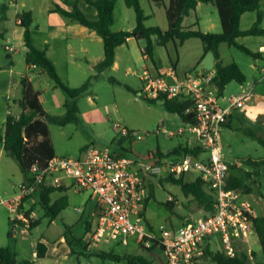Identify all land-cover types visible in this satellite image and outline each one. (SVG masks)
<instances>
[{"label":"rangeland","instance_id":"obj_1","mask_svg":"<svg viewBox=\"0 0 264 264\" xmlns=\"http://www.w3.org/2000/svg\"><path fill=\"white\" fill-rule=\"evenodd\" d=\"M20 1V0H19ZM26 3V7L37 6L43 7L40 13L35 14V24L38 25L37 33L39 36L49 34V23H47L46 12L44 8L49 3L54 4L53 0H21ZM60 1V0H57ZM75 1L77 6L89 18L92 17L93 7L89 5L86 0H69ZM6 10L0 12L5 13L7 18H10L13 10L8 7L6 0ZM59 3V2H58ZM143 3V0H142ZM26 7L24 9H26ZM200 7L199 13L203 16H208V13ZM263 24H264V6H261ZM65 18V17H61ZM74 23V22H73ZM135 23L134 11L124 5L123 0H115L113 11V25L112 30H120L132 27ZM80 26L78 23H74ZM14 28L21 32V29L14 24ZM35 30H32L34 33ZM35 31V32H36ZM87 32V31H86ZM96 34V33H95ZM71 36V34H68ZM84 45L90 48V57H95L102 53V42L96 39H89V36L84 35ZM98 38V35H95ZM14 45L18 51L13 53V77L18 80L24 72V58L23 48L19 42V37L15 36ZM81 37V35H79ZM260 38L255 36H248L242 38L241 43L247 47L256 50L260 43ZM196 40L197 44L200 42ZM264 40V38H263ZM50 44L53 48H59L55 41ZM76 46V44H74ZM144 46V40L134 38L128 42V45H123L116 50L117 66L115 68H106L98 71L92 63V58H88L85 52L75 48V57H72L63 63V60L57 64L59 78L62 82L71 87H79L88 78L89 83L84 92H82L76 99L78 108L77 118L75 122L68 123L64 126H59L52 122H48L50 131V138L52 140L55 154L57 156L77 157L81 154L84 145L95 146L100 149L109 150L116 146V141L121 138L119 129H113V125L118 123L129 127L130 130L136 132L140 139L132 141L130 144L124 140L122 145L126 153L130 155H144L149 150L159 149L161 152L171 150L174 146L185 141L195 142L194 134H191L187 129V125L182 122L179 115L168 111L161 103H150L138 95L140 88V81L137 77L141 73V66L144 64L140 49ZM156 46V45H155ZM227 47V45H224ZM158 50L164 51L163 47H157ZM60 53L65 54L64 49H55ZM12 52V51H11ZM171 57L174 56V51H169ZM173 54V55H172ZM223 61L233 60L238 63L246 75L244 83L239 84L235 81L228 83L222 96L219 97V104L225 107L228 104V98L232 95H241L246 89L251 88L255 80L262 74H259V69L264 68V53L263 58L254 59L253 57L243 53L234 47H227L221 49ZM194 52L185 55V58H193ZM182 57H184L182 55ZM257 63L255 68L252 63ZM214 57L211 52H207L202 57L201 62H195L196 69L202 67H212ZM150 66V63L147 64ZM132 71L135 72L132 73ZM31 74V73H30ZM32 83L36 89L41 93L43 105L50 115H57L63 112L62 99L66 98L65 93L58 87L55 82L48 77L47 74H31ZM259 90V89H258ZM262 90H259L261 92ZM262 93V92H261ZM251 94L244 100L248 105L250 103ZM245 105V106H246ZM243 107L235 110L232 123L230 126H222L220 129V136L223 143V156L227 163L230 164L229 173L244 177L248 189L243 194L244 197L251 203L253 214H264V146L256 139L250 137L247 132L249 129L256 130V133L264 138V124L259 127L258 123H251L243 118ZM241 118L239 120L236 118ZM261 132H258V131ZM171 132L172 134H169ZM114 136V137H113ZM113 138V139H112ZM112 143V144H111ZM111 145V146H110ZM132 150L129 151V150ZM135 153V154H133ZM135 155V156H136ZM171 158V157H169ZM10 160L11 170L4 172L3 162ZM12 159H3L0 169H2V176L9 175V178L16 184L22 177V171L18 165L15 164V169H12ZM17 168V169H16ZM15 170H17V173ZM256 171L257 175L252 174L247 178L245 172ZM14 174V176H12ZM198 175L196 170H191L184 174L185 180H192ZM157 179L153 184V196L147 201L145 207V215L153 227V231L158 233L160 225L169 227L170 223L177 224L184 221H192L197 217L203 216L202 209L197 207L195 200L191 197H184L178 185L170 182H162ZM69 181V180H68ZM65 194L68 197V205L59 213L56 219H51L45 215L42 205L38 202L34 204V217L39 219V223L31 228L23 226L22 222L16 221L18 224L9 225V213L0 206V214L2 210L6 214V218L0 215V247H7L14 256L16 261L30 260L31 264H128L127 260L121 259L116 261L113 258L104 256L103 252L107 253H129L137 254L140 250L135 247L126 248L125 243L120 241L129 238L125 235H119L116 239L103 238L99 243L101 249H97L96 254L88 256L90 260L85 257L86 254L83 249L76 243L73 238H82L81 243L85 241L86 235L84 220L87 219L89 224L94 226L96 218L91 215V210L95 206V200L90 198V193L87 191L76 192L74 188L68 187L63 193L55 191L51 194L52 199L60 197ZM171 196L175 203L173 213L167 210L163 203ZM79 209V211H78ZM22 210L26 212L24 206ZM175 214V215H174ZM26 215V214H25ZM174 215V216H173ZM8 217V218H7ZM29 222V221H28ZM27 222V223H28ZM14 223V222H13ZM30 223V222H29ZM64 224L68 226L65 243L74 251V254L68 255L66 258H60L58 262L50 258L37 259L35 257V244L40 239H57L62 231H64ZM131 239V238H130ZM133 240V239H132ZM241 246H237L245 250L249 256L247 264H261L262 255L260 246L256 236L253 232L249 235L247 241H240ZM97 247V245H94ZM210 250H218L223 253L222 244L213 238L209 244ZM250 250V251H249ZM81 251V255L78 252ZM253 252V253H252ZM195 264H217L209 257H202Z\"/></svg>","mask_w":264,"mask_h":264},{"label":"built area","instance_id":"obj_2","mask_svg":"<svg viewBox=\"0 0 264 264\" xmlns=\"http://www.w3.org/2000/svg\"><path fill=\"white\" fill-rule=\"evenodd\" d=\"M5 51H13V46L6 45ZM213 77L196 70L180 77L173 71L168 76L153 75L147 68L139 75L138 95L146 101L186 103L183 112L194 122L189 119L185 125L194 134V143L203 150L198 156L185 153L156 161L154 156L142 159L126 151L92 145L77 157L55 155L44 167L32 164L27 178L16 183L15 194L0 201L7 208L10 220L14 224L28 222L20 207L22 199L32 195L41 185L60 186L64 176L69 179V187L76 192L87 191L95 200L93 216L96 221L87 231L92 246L98 245L103 238L116 239L125 235L147 247L154 243L162 252L163 264H195L214 238L222 244L226 256H235L236 242L247 241L252 233L254 214L243 192L227 185L230 164L223 156L220 129L228 122L231 111L243 106L251 91L231 97L222 107ZM113 129H119L121 137L128 142L141 138L118 123ZM193 169L214 195L212 212L175 227L160 225L155 233L148 228L143 215L149 184L160 178L178 179ZM167 200L171 201V196Z\"/></svg>","mask_w":264,"mask_h":264},{"label":"trees","instance_id":"obj_3","mask_svg":"<svg viewBox=\"0 0 264 264\" xmlns=\"http://www.w3.org/2000/svg\"><path fill=\"white\" fill-rule=\"evenodd\" d=\"M151 1L155 4L163 3V0ZM198 1L213 2L215 4L221 26V31L219 33L202 32L199 29L183 28L181 26L183 17L191 10L195 9ZM86 2L96 9V19L87 17L77 6L75 1L64 0V4L69 8L56 4L51 7L50 10L58 12L70 20L78 22L84 27L96 31L102 38L103 58L95 64V68L98 71H102L112 66L116 47L125 43L129 37H134L136 40H144L142 54L151 61H154L153 35L157 37L158 42L161 44H164L169 40H173L178 44H181L186 39L195 37L202 42L204 53L211 51L213 54L215 63V75L213 77V81L217 85L218 95L221 96L224 87L228 83L235 81L242 84L246 80V75L235 62L227 65H223L221 63L218 45L221 42H226L229 46L235 47L253 58H257L259 56L258 52H253L245 44L238 42L237 38L264 34V29L260 28L262 20L261 6H264V0H169L166 8L169 20V27L167 30H161L157 26L146 27L144 25L145 15L140 5V0H124V4L127 7L132 8L134 11L136 25L132 30L117 31L111 29L115 0H86ZM254 10L257 12L256 20L249 28L241 29L239 23L242 13ZM18 16L20 17V26L23 28V39L26 49L24 61L29 69V73L38 69L40 73L47 74L48 77L55 82L56 87L60 88L66 95V100L63 104L65 109L64 113L62 115H50L45 111L40 100V92L34 88L29 79V75L25 74L20 78L21 97L19 105L21 107V111L17 115L10 112L7 114L4 131L3 133L0 132V143L3 146L4 153L10 156L17 163L22 173H24L25 178H27L32 164L44 167L48 160L55 156L52 140L50 138L48 122L64 126L68 123L76 121V113L78 111L76 99L86 90L89 78L79 87H71L62 82L56 72L54 64L46 55V51L44 49H38L33 44L30 30L32 22L30 12L24 11ZM31 65H34L35 67H31ZM148 102L156 103L155 101ZM161 104L168 111L179 115L184 123L188 122L190 119L185 116L183 112L186 103L176 100H165ZM191 121L192 123L194 122L193 119ZM248 131L249 132H247V134L250 137L256 139L264 146V139L261 136H259L252 129H249ZM124 140L125 138L121 137L118 140V144H122ZM131 143L132 141H130V144ZM86 147L87 145L83 146L82 150ZM122 150L125 151L124 148H122ZM129 151L132 152L131 149ZM201 151L203 150L199 145L195 143L191 145L188 141H185L184 143L177 144L171 150L166 152H161L159 149L155 148L154 150L147 151L142 156L136 155L135 153L133 154L142 159L154 156L157 158L156 161H159L163 157L180 156L185 153H192L193 155L198 156ZM230 167L231 166H229V168ZM252 174L253 172H245L247 178H250ZM255 175H257L256 172ZM160 179V183L173 182L172 184L178 185L184 197L191 196L195 200L197 207L203 210V216L212 212L214 195L206 189L204 186L205 183L200 176L192 180H185L184 174L178 179L171 177ZM227 185L230 188L240 189L242 192L248 189L246 179L244 177H238L232 174L228 175ZM153 187L152 183L149 184L150 197L153 196ZM64 189H66V187L62 185H41L36 190L38 202L42 205L45 215L51 219H55L60 211L68 205V200L65 195H62L55 200H51L50 195L54 191H61ZM22 201H24V198ZM163 206L169 210L170 213H173L175 203L172 200H166L163 203ZM20 207H22V204ZM25 214L27 215L26 212ZM251 221L252 232L256 236L261 250V264H264V214H254L251 217ZM37 223L38 220H33L30 225L33 227ZM9 224L14 225L10 219ZM87 224L88 226L85 228V232L89 231L90 224ZM146 224L148 228L151 229V226L147 221ZM67 232L68 226L64 224V235H66ZM152 246H154V243L149 248ZM237 246H241L240 241L236 242L235 256L229 257L218 250H210V248L206 245L202 257H209L217 264H247L249 259L247 252ZM45 251L46 246L43 242H37L35 244V255L37 258L44 257ZM124 258L127 259L129 264H142L143 260L141 257L132 255H125ZM31 263L32 261L30 260L16 261L7 247H0V264Z\"/></svg>","mask_w":264,"mask_h":264},{"label":"crops","instance_id":"obj_4","mask_svg":"<svg viewBox=\"0 0 264 264\" xmlns=\"http://www.w3.org/2000/svg\"><path fill=\"white\" fill-rule=\"evenodd\" d=\"M5 1L6 0H0V12H4L6 10V2ZM7 1H8L7 6L10 8L12 7L13 12L10 15V18H7V15L5 13H3V14L0 13V132L1 133H3V131H4V125H5L7 114L10 112L12 114L17 115L21 111V107L19 105V100L21 97L20 78L23 75L28 74L29 79L32 82L31 74H38V73L43 74V73H40V71L38 69L34 70V72H31V74H30L29 69L26 66L25 61H24V72L21 74V76L18 78V80H16L13 77V66H14V64H13V60H12V55H13V53H16L18 51L17 47L14 45L15 40L17 39L15 36L19 37V40H20L19 42L22 45L23 58L25 57V51H26L25 45H24V39H23V28L20 26V17L18 16L20 13H22L24 11L30 12L31 18H32L30 30H31V37H32L33 44L38 49H44L46 51V55L54 64L56 72L59 73V69L57 67V64L59 62H61L63 60V63H64V62H67L68 59L75 57V48H77V50H81V52H85L87 54L86 56L88 58H92L91 60H93L92 63L94 64V66L96 63L101 61L103 58V46H102L101 55L97 54L95 57H93V55H92V57H90L91 56L90 55L91 54L90 48H89V46L84 45L85 44L84 43V37H85L84 35L89 36V39H96L98 42L99 41L102 42V38L98 35V33L96 31L89 29L87 27H84L83 25L79 24L78 22L72 21L69 18L61 15L58 12L50 10V8L56 4L64 6L65 8H69L64 4V0H60V1L53 0L54 4L49 3L48 5L45 6L44 11L46 12V19H47V23H49V25H50L49 26L50 28H49V34H45L42 36H39V34L36 31V30H38V25L35 24V22H36L35 14L40 13L43 10V7L42 6L40 8H38L37 6L26 7V3L24 1H21V0L20 1L19 0H7ZM123 3H124V0H123ZM168 3H169V0H163L162 4H155L151 0H143V3H142V0H140V5H141V7L143 9V13L145 15L144 25L146 27L157 26L161 30H167L169 27V20H168V16H167V12H166V8L168 6ZM25 7H26V9H24ZM91 7H93V6H91ZM200 7H203L202 9L208 13V16L202 17V15L199 13ZM134 16H135V14H134ZM61 17H65V18H61ZM96 17H97V11L93 7L91 19H96ZM256 17H257V12L255 10L242 13V15L240 16V23H239L240 28L241 29L249 28L253 24V22L256 20ZM73 22L78 23L80 26H76V24H74ZM12 24H14V26H16L17 28L19 27L21 29V32L18 33V30L16 28H14L12 26ZM112 25H113V23H112ZM135 25H136V22L132 25V27H128L126 29H124V27H121L120 30H132L135 27ZM181 26L183 28L199 29L202 32L219 33L221 31V26H220V22H219V18H218L217 9H216L215 4L213 2L198 1L195 9L191 10L187 15H185L183 17V19L181 21ZM260 28L264 29L263 17H262V20L260 23ZM32 30H35L36 32L34 31V33H32ZM114 31H117V30H114ZM68 34H71V36H69ZM79 35H81V37H79ZM95 35H98L97 36L98 38H95L96 37ZM250 36H253V35H250ZM254 36L257 38H260L259 39L260 43L257 46L256 50H253L250 48L253 52L259 53V56L257 58H254L256 60L258 58H263L262 54L264 53V40H263L264 34L254 35ZM245 37H248V36L239 37V38H237V41L241 42L242 38H245ZM132 38H134V37H129L125 43L117 46L115 49V54H116V50L119 49V47H122L124 44L128 45V42L131 41ZM194 39H198V38H195V37L188 38L181 44H178L176 41H173V40H169L166 43L161 44L158 42L157 37L155 35H153L152 40L154 43V49H153L154 61H151L145 55H143L142 54V48H141L140 51H141L142 59L144 61V64H142L141 68L142 69L147 68L153 75L161 74L164 76H168L170 74V72L173 71L176 76L180 77L190 70H196V71L203 72L204 74H209V75L214 76L215 75V63H213L212 67H209V68L202 67L201 69H196L197 65H195V62L197 61V62L202 63V57L205 56V54L207 52L206 53L203 52L202 42L200 41L197 44V42H195L196 40H194ZM51 41H55V43L59 45L60 49L66 50L65 54L60 53L61 56H59V51L55 50V49H59V48H53L52 45L50 44ZM135 41H137V40L135 39ZM74 44H76V46H74ZM6 45L13 46V51L12 52H6L5 51ZM224 45H227V47H230L226 42H221L218 45V51L220 54L221 63L223 65H227L229 63L235 62L233 60L223 61V58L221 55V49H222V47L224 49L227 48ZM157 47H163L164 51L158 50ZM192 49L194 52L193 58L192 57L189 59L185 58V55H187V54H191V56H192ZM169 51H171V53H172V51H174L173 57H171V54ZM208 52H211V51H208ZM182 55L184 57H182ZM148 63H150V66L147 65ZM236 64L241 69L240 65L238 63H236ZM252 65L255 68L258 67V64L255 62L252 63ZM116 66H117V59H116V55H115L114 62L112 64L111 68H115ZM132 73L135 74L134 71H132ZM140 74L137 75L139 81H140V78H139ZM259 74H261V75L255 80V82L253 83L251 88L246 89L247 91H251V98H250L251 100H250V103L248 105H246V103L243 104L244 109L242 112L244 115L243 118L246 119V121L251 122V123H258V126L261 127L264 124V68L261 67L259 69ZM258 89L262 90L261 91L262 93L259 92ZM36 90H38V89H36ZM222 94H223V91H222ZM233 96H239V95L230 96L228 98V102H229V99ZM40 100L42 102L41 93H40ZM62 100H63L62 101L63 112L61 114H57V115H62L65 111L63 104H64L66 98H63ZM42 104H43V102H42ZM43 107H44V105H43ZM44 109H45V107H44ZM236 109L237 108H234L231 111L228 122L226 124H224L223 126H230V124L232 123L234 112ZM45 111H46V109H45ZM77 113H76V121L78 120ZM236 118H238L237 115H236ZM238 119L241 120V118H238ZM127 128L129 129V127H127ZM254 131L256 132V130H254ZM258 132H261V131L259 130ZM114 141H116V146H114V147L112 146L111 149H109V150L124 151V150H122V148H124L123 145L118 144L117 139ZM84 146H86V145H84ZM53 148H54V146H53ZM54 152H55V150H54ZM5 158L6 159H12L10 156H8L4 153L3 146L0 143V166H1L3 159H5ZM5 161L6 162H3V170H4V172H9L11 170V162H9L10 160H5ZM15 164L17 165L16 162H15ZM15 164L12 163V169H15V167H16ZM19 169H20V167H19ZM15 171L16 172H14V173H17V170H15ZM251 172H253V174H255L256 171H251ZM22 174L23 175L19 179L18 182H21L25 179L24 173H22ZM229 174L230 173L228 170V175ZM12 176H14V174ZM196 177H198V175ZM68 180L69 179L67 177L62 176V184L61 185L66 187V189L69 187V181ZM154 182L152 184H154ZM15 185L16 184L9 178V175H7L5 177L2 176V169H0V201L3 199H6V198H10L11 196H13L15 194V191H16ZM66 189L58 191V192L63 193L64 191H66ZM62 195H65V194H62ZM62 195H60V196H62ZM149 198H150V196H149ZM51 200H55V199L51 198ZM67 200H68V197H67ZM36 202H37L36 192H34L30 196L25 197L24 201H22V207L24 206V208L26 209L27 220L30 222V223L29 222L27 223V222L19 221V222H22L23 226H25V227L30 228V224L33 220H38V223H39V219H36L34 217V211H33L34 204ZM146 204H147V202L145 203V206L143 209V215H144L146 221L148 222V224L151 226V229L153 230L151 223L148 221V219L145 215ZM0 206H2L7 211V208L3 204L0 203ZM22 207H21V209H22ZM94 207L95 206H93V208L91 210L92 216H93ZM78 211H79V209H78ZM0 215H1V217L6 218V214L4 213L3 210H2V214H0ZM9 219H10V217L8 218V224H9ZM192 220H195V219H192ZM174 221L170 223V226H173V227L179 226L180 224L186 222L187 220L184 222L177 223V224H175ZM87 223H89V221L87 219H85L84 224L86 227L88 226ZM64 237H66V236L64 235V231H62L61 235L55 240L50 241L49 239H44V238L40 239L38 242H43L46 246L45 255L42 258H37L36 255H35V257L37 259L50 258L53 261L58 262L60 258L64 259V258L68 257V255L74 254L76 251L72 250L66 244V242L65 243L62 242V239L65 240ZM85 238L86 239H85L83 244L81 243L82 238H73V239H74V243L78 244L83 249V251L86 254L85 257H87L90 260V258L88 256L89 255L92 256L93 254H96L97 249H101V248L99 247V245H97V247L92 246L89 242V237L87 235ZM120 242L125 243L124 246H126V248L135 247V245H136V246H138L137 248L140 250V252L137 254H132V253L131 254H129V253H123L122 254V253L103 252L104 256H108L110 258H113L116 261H120L121 259H125L124 258L125 255H132V256L141 257L143 259L142 264H163V261H164L163 255H162L160 248H158L157 246L154 245L151 248H149L150 246L147 247L144 244L139 243L137 240H134V239L132 240V238L130 239V237L127 239L125 238V240L120 241ZM34 253H35V251H34ZM81 253H82L81 251L78 252L79 255H81ZM125 260H127V259H125ZM78 264H80L79 260H78Z\"/></svg>","mask_w":264,"mask_h":264},{"label":"bare ground","instance_id":"obj_5","mask_svg":"<svg viewBox=\"0 0 264 264\" xmlns=\"http://www.w3.org/2000/svg\"><path fill=\"white\" fill-rule=\"evenodd\" d=\"M130 143V142H129ZM157 152V151H156ZM173 152V151H172ZM177 155V154H176ZM178 181V180H177ZM173 183V182H172Z\"/></svg>","mask_w":264,"mask_h":264}]
</instances>
